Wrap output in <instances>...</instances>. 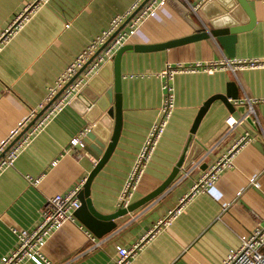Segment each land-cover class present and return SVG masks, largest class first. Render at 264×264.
Segmentation results:
<instances>
[{"label":"crops","instance_id":"1","mask_svg":"<svg viewBox=\"0 0 264 264\" xmlns=\"http://www.w3.org/2000/svg\"><path fill=\"white\" fill-rule=\"evenodd\" d=\"M32 1L0 0V34ZM144 1L49 0L32 13L0 50V145L19 130L7 146L11 144L34 119L19 127L30 111L37 115L44 109L49 89L109 29L114 18L123 17L119 34L129 33L154 0H149L125 25ZM207 2L157 3L126 45L155 46L194 34L196 29L201 30L202 22L208 25L207 19L218 20L217 15L223 11L221 0ZM249 4L255 23L237 35L233 58L264 62V0H252ZM224 58L230 57L211 40L122 54L121 129L113 153L90 186L89 197L96 212L110 215L119 209L123 183L162 104L163 80L159 74L167 65ZM112 59L87 80L70 104L0 174V260L15 247L13 231L36 229L42 222L48 198L80 187L93 170L95 160L84 151L85 147H70V142L82 139V134L92 127L97 113L89 109L87 97L113 77ZM231 82L238 89V99L228 101L233 110L215 100L194 127L204 105L215 96L227 94ZM172 84V115L130 204L148 196L167 180L189 138L186 156L187 160H194L178 172L162 194L116 219V228L102 239L95 238L76 219L65 223L42 248L43 255L53 264H110L116 247L129 248L143 238L131 264H221L230 249L237 248L255 227L264 225V103L252 104L257 124L247 103L264 100V67L243 69L235 75L228 71L213 75L179 74ZM229 117L237 121L232 128L225 123ZM247 120L249 124H245ZM245 136L250 140L229 156V167L224 168L213 188L208 192L200 190L189 198L169 227L146 237ZM30 180L39 183L34 185ZM86 232L98 246L89 241Z\"/></svg>","mask_w":264,"mask_h":264},{"label":"built area","instance_id":"2","mask_svg":"<svg viewBox=\"0 0 264 264\" xmlns=\"http://www.w3.org/2000/svg\"><path fill=\"white\" fill-rule=\"evenodd\" d=\"M48 1L49 0H33L16 14L9 26L0 34V50L3 44H5L7 40L11 38V36L22 29L31 14L34 13L40 6L46 4ZM204 1L210 0H202V2ZM165 3L166 0H154L134 22L132 30H130L129 33L119 34V32L104 47L101 53L95 56V51L104 46V44L108 42V40L118 30L123 17H116L111 21L109 29L104 32L101 37L97 38L83 54L78 56L64 70V72L55 82V85L49 89L45 101L47 104L51 102V105L20 137V140H18L0 159V174L5 169L11 167L18 158L21 151H23L30 144L33 138L42 132L53 121V119L56 118V116L70 104L73 97L85 85L87 80L93 76L105 62L111 60L119 48L127 44L129 38L135 32V29L139 26L141 20L145 19L156 9L155 8L153 10L154 6L156 4L163 5ZM92 58L93 60L83 70L82 76L77 77L60 93L64 86ZM260 67H264V62L257 60L241 61L234 58H224L222 60L210 62H195L189 65L176 64L173 66H166V68L159 74V77L163 80L162 104L159 109L158 116L149 129L139 149V152L136 155L133 166L131 167V170L123 183L118 197L117 205L119 209H126L130 205L131 199L137 190L141 178L143 177L144 170L151 160L157 144L165 132V128L174 109V88L172 84L174 77L179 74L194 73L213 75L214 73L221 71H228L235 75L236 72L243 69H255ZM258 102L264 103V100H247V103L250 107L249 114L255 117L254 123L256 124L258 123V120L254 115L252 104ZM35 116L36 112L30 111L27 119H25V121L19 127L23 128L24 125L30 122ZM225 123L229 128H232L237 123V121L229 117L225 120ZM18 132L19 130L13 131L7 140L1 143L0 154L3 152L9 141L13 139L18 134ZM84 135L85 133H83L81 137ZM249 140L250 139L247 136L239 139L230 150L228 156H224L222 159L216 162L210 168V170L194 184L190 194L181 198L177 207L173 210H170L163 219L159 220L148 232L146 237H152L153 234L169 227L182 212L183 206L186 204L189 198L194 196L200 190L208 192L210 189H212L224 168L226 166L229 167V156H232L237 149L242 147ZM76 146H79L80 148L84 147L80 137L74 138L70 142V147ZM30 181L34 185L39 183V180ZM83 184L84 181L81 183L80 187L74 188L65 194H56L48 198L47 203L42 211V222L36 227V229L31 232L13 231V234L16 237L15 247L9 254L1 258L0 264H26L28 262L32 264H53L43 255L42 248L46 244V241L65 223L74 222L75 218L73 214L80 206L79 201L77 200V194ZM86 235L89 241L92 243L95 241V238L89 232H86ZM143 240L144 238L139 243L134 244L129 248L116 247V256L113 258L110 264H131V261L139 251ZM93 245L98 246V242L93 243ZM221 264H264V225L255 227L248 234V236L241 240L240 245L237 248L230 249Z\"/></svg>","mask_w":264,"mask_h":264},{"label":"water","instance_id":"3","mask_svg":"<svg viewBox=\"0 0 264 264\" xmlns=\"http://www.w3.org/2000/svg\"><path fill=\"white\" fill-rule=\"evenodd\" d=\"M149 0H145L139 8L125 21V25L143 8V6ZM208 1L207 3H209ZM249 0H221L223 11L219 12L218 20H208L206 23L201 24V30L196 29L195 33L172 42L159 44L155 46H131L124 45L117 50L113 56V77L104 81V86L100 90H92L91 95L87 97L89 103V109L96 111L97 117L92 122V127L82 137L81 141L85 147L84 151L87 152L94 160L95 166L86 178L82 188L77 194V200L79 201V208L74 212V218L95 238L102 239L106 235L110 234L115 228L114 221L129 212L137 209L141 205L151 201L162 194L172 183L178 172L187 164L190 165L194 158L187 160V148L191 142V138L187 140L186 147L178 160L177 164L173 168L171 174L167 180L157 190L144 197L140 201L130 204L126 209H118L115 213L110 215H101L95 211L90 200V186L97 175L110 158L115 146L117 144L119 133L121 129V95H120V82L121 75L119 70V64L122 54L125 51L145 52L156 51L162 49H168L185 45L195 41L211 40L217 43L224 49L229 59L234 57V45L237 39V35L243 31L251 29L255 23V18L252 13ZM206 3V4H207ZM244 21V22H243ZM124 25V26H125ZM122 30L118 29L113 36L102 46L99 51L96 52L97 56L104 47ZM93 60V58L87 62L82 69L64 86L60 93L73 82L87 67V65ZM108 87H111V91ZM89 88V86H88ZM90 89V88H89ZM237 86L235 82L228 84V91L225 95H218L211 98L201 110L199 117L195 123L197 125L199 119L206 111L210 103L215 100H221L230 110H233L232 104L228 101H234L238 99ZM59 93V94H60ZM51 105L48 103L44 109L39 112L34 119L24 128V130L17 136V138L9 144L3 152L0 154V159L5 153L17 142V140L33 125V123L43 114V112ZM245 124H249V120L245 121ZM253 136V134H250Z\"/></svg>","mask_w":264,"mask_h":264}]
</instances>
